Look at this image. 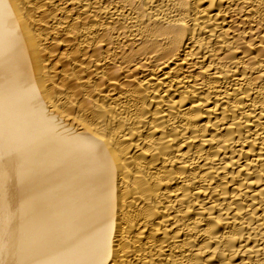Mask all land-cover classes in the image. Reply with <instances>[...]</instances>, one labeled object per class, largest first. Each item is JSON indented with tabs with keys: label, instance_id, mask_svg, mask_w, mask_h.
I'll use <instances>...</instances> for the list:
<instances>
[{
	"label": "bare ground",
	"instance_id": "6f19581e",
	"mask_svg": "<svg viewBox=\"0 0 264 264\" xmlns=\"http://www.w3.org/2000/svg\"><path fill=\"white\" fill-rule=\"evenodd\" d=\"M0 264H264V0H0Z\"/></svg>",
	"mask_w": 264,
	"mask_h": 264
}]
</instances>
